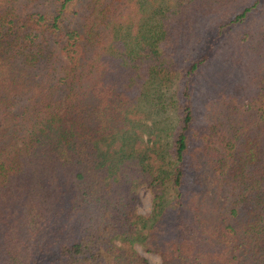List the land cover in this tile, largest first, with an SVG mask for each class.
<instances>
[{
  "label": "trees",
  "instance_id": "16d2710c",
  "mask_svg": "<svg viewBox=\"0 0 264 264\" xmlns=\"http://www.w3.org/2000/svg\"><path fill=\"white\" fill-rule=\"evenodd\" d=\"M241 1L0 0V264H264V0Z\"/></svg>",
  "mask_w": 264,
  "mask_h": 264
},
{
  "label": "rangeland",
  "instance_id": "374dc122",
  "mask_svg": "<svg viewBox=\"0 0 264 264\" xmlns=\"http://www.w3.org/2000/svg\"><path fill=\"white\" fill-rule=\"evenodd\" d=\"M159 1H161V0H159ZM164 1L169 3V2H173V1L178 2L179 0H164ZM245 2H246V0H243V1H241L235 5L231 6L229 8V11L230 12L238 11ZM255 18H258L260 20V22H262L264 20V7L261 8V10L258 13H256ZM255 18H253V20H252V24H251L250 29H252V28L254 30L257 29L258 23L254 21ZM198 21H200V23H199L198 27L196 28V34H195L193 40L183 50L184 54H182V56H181L182 69L183 68L185 69L187 62H189L190 59H192L194 57V55L197 54V51L200 49L199 46H200L201 39L206 37V34L209 33L211 29L216 27L213 19L201 18ZM255 23H257V24H255ZM231 46H232V44H231V40H230L229 36L223 38L219 42L217 50H216L215 54H213L209 65H207V67H205L199 73V75L196 77L195 110H196L197 123L199 125L206 121V119H207L206 118V116H207L206 110L208 112V109L210 107L209 104L211 103L212 100L215 99L217 92H219L218 89L216 90L214 85L210 84V80L215 78V74H216V68L215 67L218 63L223 62V64H225L227 62V61H224L225 60L224 59L225 58L224 57L225 51H227L226 56L228 58H231L229 56L230 54L228 55V53L230 52ZM250 65H252V67L256 68L255 62H252ZM245 76H246V74L243 71H241L236 76V78H239L240 81L244 82ZM245 81H247V80H245ZM177 84H179V83L177 82ZM174 87H175V85L172 86V88H174ZM169 112L171 113V107L170 106L167 107V112L163 116L156 117V115H152L150 119L149 118L147 119V122L149 124H152L154 121H157L156 119H158L159 126L165 127L166 124L168 123ZM195 155H197V157H200L201 156L200 151L195 150ZM205 171H206L205 176L207 177V179L206 180L203 179V181L206 182V184L210 188L209 197H213V196H215V193L213 192V189L215 190L214 179L212 178L211 173L208 169H205ZM137 193H138V196L140 199V202L138 204V213L140 215H143L146 217L151 216L154 212V203H153L152 193L145 186L139 187L137 190ZM136 249L138 250V252L143 257H145L149 261L150 264H162L161 257L156 253L148 251L143 244H137Z\"/></svg>",
  "mask_w": 264,
  "mask_h": 264
}]
</instances>
